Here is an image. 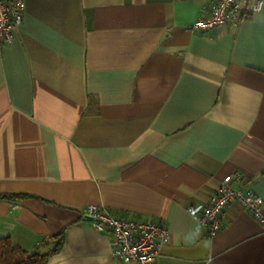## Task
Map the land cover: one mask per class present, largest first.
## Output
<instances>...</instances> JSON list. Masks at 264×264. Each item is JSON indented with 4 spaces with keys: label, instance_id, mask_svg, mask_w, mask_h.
I'll return each mask as SVG.
<instances>
[{
    "label": "crops",
    "instance_id": "1",
    "mask_svg": "<svg viewBox=\"0 0 264 264\" xmlns=\"http://www.w3.org/2000/svg\"><path fill=\"white\" fill-rule=\"evenodd\" d=\"M208 0H25L0 47V238L48 264L124 263L82 210L166 224L155 264H264L262 219L201 208L228 175L264 200V7L191 30ZM192 207L194 211L188 209Z\"/></svg>",
    "mask_w": 264,
    "mask_h": 264
},
{
    "label": "built area",
    "instance_id": "2",
    "mask_svg": "<svg viewBox=\"0 0 264 264\" xmlns=\"http://www.w3.org/2000/svg\"><path fill=\"white\" fill-rule=\"evenodd\" d=\"M263 7L264 0H208L207 16L194 21L190 29L205 31L222 25L238 26L244 18L260 12ZM24 17L25 0H0V47L12 43L14 31L24 22ZM235 178L241 180L239 175L226 176L199 212V220L209 237L220 231L224 210L231 202H238L258 219L263 217V198L246 186H234ZM188 210L194 211L192 207ZM82 216L91 220L95 230L113 236L112 254L124 263L155 264L162 247L169 241L168 226L150 218H117L96 204L85 206Z\"/></svg>",
    "mask_w": 264,
    "mask_h": 264
},
{
    "label": "trees",
    "instance_id": "3",
    "mask_svg": "<svg viewBox=\"0 0 264 264\" xmlns=\"http://www.w3.org/2000/svg\"><path fill=\"white\" fill-rule=\"evenodd\" d=\"M63 243V234H58L51 238L47 250L27 251L14 246L9 238H0V264H48L49 258L61 249Z\"/></svg>",
    "mask_w": 264,
    "mask_h": 264
}]
</instances>
